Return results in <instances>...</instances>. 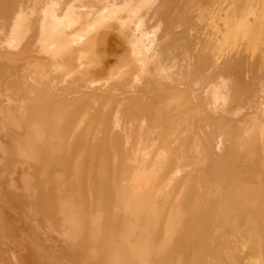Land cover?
Masks as SVG:
<instances>
[{"label":"bare ground","instance_id":"1","mask_svg":"<svg viewBox=\"0 0 264 264\" xmlns=\"http://www.w3.org/2000/svg\"><path fill=\"white\" fill-rule=\"evenodd\" d=\"M0 264H264V0H0Z\"/></svg>","mask_w":264,"mask_h":264}]
</instances>
